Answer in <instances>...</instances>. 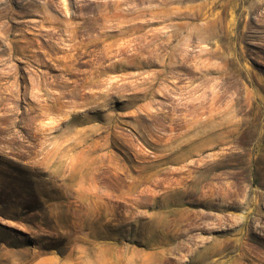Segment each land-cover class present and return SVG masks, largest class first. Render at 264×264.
Instances as JSON below:
<instances>
[{
  "label": "rangeland",
  "instance_id": "rangeland-1",
  "mask_svg": "<svg viewBox=\"0 0 264 264\" xmlns=\"http://www.w3.org/2000/svg\"><path fill=\"white\" fill-rule=\"evenodd\" d=\"M0 264H264V0H0Z\"/></svg>",
  "mask_w": 264,
  "mask_h": 264
}]
</instances>
